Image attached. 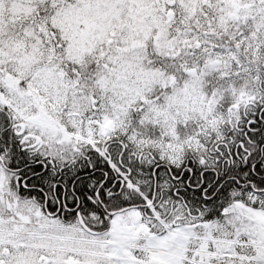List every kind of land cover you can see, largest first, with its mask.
<instances>
[{"label":"snow or ice","instance_id":"snow-or-ice-1","mask_svg":"<svg viewBox=\"0 0 264 264\" xmlns=\"http://www.w3.org/2000/svg\"><path fill=\"white\" fill-rule=\"evenodd\" d=\"M0 264H264V0H0Z\"/></svg>","mask_w":264,"mask_h":264}]
</instances>
